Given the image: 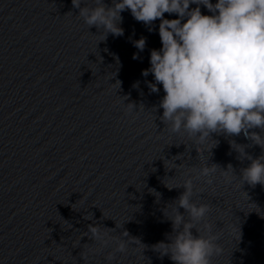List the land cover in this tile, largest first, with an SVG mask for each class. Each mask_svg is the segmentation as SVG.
<instances>
[{
  "label": "water",
  "instance_id": "obj_1",
  "mask_svg": "<svg viewBox=\"0 0 264 264\" xmlns=\"http://www.w3.org/2000/svg\"><path fill=\"white\" fill-rule=\"evenodd\" d=\"M121 15L124 34L99 41L71 0H0V264H173L153 245L175 235L177 212L193 222L178 204L189 180L190 202L210 207L192 232L223 249L211 264H264V185L242 180L264 149L243 133H173L162 86L151 93L142 75L162 47L160 21Z\"/></svg>",
  "mask_w": 264,
  "mask_h": 264
},
{
  "label": "clouds",
  "instance_id": "obj_2",
  "mask_svg": "<svg viewBox=\"0 0 264 264\" xmlns=\"http://www.w3.org/2000/svg\"><path fill=\"white\" fill-rule=\"evenodd\" d=\"M71 2L89 28L102 29L99 41H104L109 33L117 37L124 34L119 25L125 10L146 26L160 21L158 32L162 47L151 51V66L142 75H153L155 82L147 84L151 93H158V85L162 86L165 95L159 104L163 109L161 120L173 133L183 129L200 143L212 134L239 136L243 133L264 149V136L250 131L264 130V0H216V3L212 0H113L112 6L95 0L96 6L91 8L81 7V0ZM190 5L196 7L190 8ZM201 5L212 14H202ZM166 13L178 18L166 19ZM145 45L144 37L134 41L139 51ZM137 58L134 54L133 59ZM116 83L120 86L119 81ZM128 107L136 106L129 103ZM239 151L243 153V148ZM248 158L251 163L243 169L242 180L253 187L264 185V155ZM215 171L216 165H213L205 167L202 174L208 176ZM184 187L179 206L189 212L191 221L203 220L210 211L209 205L197 206L190 202V180ZM150 191L159 195L154 189ZM193 222L185 223L177 212L172 217L175 235L168 242L153 245V249L160 250L161 256H168L173 264H211L212 257L223 251L217 243L218 237L194 235ZM205 227L211 232L210 226ZM89 231L101 239L97 227L90 225ZM117 250L124 252L126 245L120 243Z\"/></svg>",
  "mask_w": 264,
  "mask_h": 264
}]
</instances>
